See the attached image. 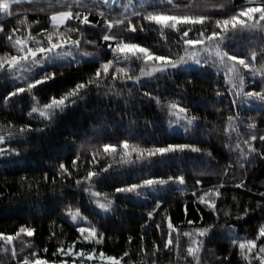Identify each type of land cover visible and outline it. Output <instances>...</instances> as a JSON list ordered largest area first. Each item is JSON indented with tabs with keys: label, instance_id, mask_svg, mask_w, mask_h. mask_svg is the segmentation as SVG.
<instances>
[{
	"label": "snow or ice",
	"instance_id": "obj_1",
	"mask_svg": "<svg viewBox=\"0 0 264 264\" xmlns=\"http://www.w3.org/2000/svg\"><path fill=\"white\" fill-rule=\"evenodd\" d=\"M22 3H39V0H0V14L9 18L21 17L17 20L16 26L7 31L5 23L0 22V35L6 37L4 41H0V44L6 43L12 50L0 54V79L10 76L14 82H20V86H15L13 83L12 90L8 91L2 99L5 104L19 105L26 96L31 102L27 116L35 120L36 124L44 126L34 127L31 122L16 125L12 121L0 125V158L6 155L19 157L21 149L14 147L13 144L24 143V151H27V141L33 133L47 131L58 117L76 107L77 103L84 100L94 88L98 94L113 93L120 96L121 92L115 88L117 83L126 85L131 82L134 86L143 87L146 80L159 79L160 74L177 75L180 72L186 73V81L191 83L192 76L203 72L206 67L215 68L217 74L220 73V69H223L227 85L226 92L231 98V104L237 109L234 115L227 117L224 128V132L229 137L233 133L236 134L234 148L232 145L225 146L232 148L238 161H251L255 156L264 157V152L258 150L254 144L257 140L264 143V134L259 136L256 134V131H259L256 123L253 121L247 124L248 129L255 130L247 139H241L239 131L244 120L239 111L242 106L252 107L255 103L259 105L261 111H264V84L259 90L255 87L245 90L244 71L247 70L250 74L251 79L248 83L254 84L257 76L264 81V0H244L240 5L234 4L233 0H226V3H216L214 0H187V2L185 0H140L139 4L136 0H127V2L125 0H47L46 8L21 10L19 6ZM14 8L17 9L15 12ZM217 9L222 12L219 17L213 15ZM229 9H233L230 14H228ZM29 12H49L47 26L38 20L28 23ZM92 15L101 19L94 20L90 18ZM209 24L212 25L210 31ZM37 27L39 32L34 31ZM146 27L157 30L162 37L166 30H173L180 38L176 46L183 47V54L175 56L171 53L158 54V51L145 46L142 42H137L135 34L144 32ZM90 29L99 35V42L85 39ZM248 34H259L262 38L261 42L246 48L243 53H234L230 46L231 42ZM85 44L93 46L96 50L87 51L83 47ZM108 53L111 55L105 58ZM258 58L261 59L259 66H257ZM83 62L97 63L98 66L87 77L77 78L73 86L66 91L59 95L53 94L47 98L46 102L40 103V97L36 93L45 86L53 84L58 76L64 75L63 72L55 71L57 67L78 66ZM108 81L112 83L108 84ZM102 88L105 89L103 93L100 92ZM129 94H131L130 90ZM224 94L217 92V96ZM142 95L167 112L170 126L175 125L176 128H181L191 138V130L197 126L199 117L190 115L189 109L183 107L177 100L164 103L161 97L154 96L152 91L143 92ZM125 131L130 133V137L134 135L130 129ZM173 132L169 133L170 137ZM130 137L120 139L116 143L99 145L88 162L89 170L86 175L75 178L76 188L87 192L89 201L104 213L115 210L116 194L126 199L148 200L150 196H158L173 186H177L183 192L184 189L181 186L185 185L184 175H168L165 178L152 175L151 169L187 152L201 151L195 143L162 144L158 139L151 143H144L143 140L133 141ZM81 147L84 145L82 144ZM97 152L110 161L98 171L94 170L99 164ZM80 159L78 151L71 161V168L77 175L80 169L77 161ZM9 163L19 165L20 161L13 159ZM230 167H232L231 162L223 169V172L227 174ZM240 167L243 168V165L241 164ZM114 169H148V172L140 171L137 177L138 182L120 183L113 189L112 198H109V194L95 191V189L100 181ZM56 171L57 175L65 179L73 177V171L63 160L60 161ZM43 179L45 181L49 179L46 172ZM52 179L54 182L55 177ZM200 183L199 180L196 181L197 185ZM236 186L244 187L243 181ZM223 187L222 182L206 191L202 190L201 195H197L195 188L192 192L195 197L193 203L203 205L215 214L216 223L200 226L188 220L190 230L181 232L180 228L173 223V218L165 215L166 237L161 224L155 225L161 232L163 249L176 257L177 264H181V261L183 264H201V253L205 249L206 240L211 238L218 226L232 234L234 238L231 239V244L238 246L239 255L244 264H264V242L258 243L264 240V222L259 225L254 238L239 237L234 225L219 224L220 211L217 201L223 196L221 191ZM53 193L55 194V189ZM64 198L65 192L62 191L60 200L57 202H63ZM235 199L234 196L233 200ZM154 203L155 207L146 214L148 220H152L158 214L163 201L155 199ZM257 209H264V202H257ZM184 211L187 215L189 211L187 204L184 206ZM196 211L200 213L199 207ZM250 211L255 210L246 207L243 215H248ZM229 214L228 211L223 212L224 216ZM65 215L79 225L76 230L80 235L67 248L63 246L57 248L52 253L56 259L50 260L38 255V250L32 251L35 246L25 237H33L36 229L25 224H20L12 233L0 231V252L10 256L13 264H77L75 258H80V264H84L85 257L91 262L99 260L101 264L105 261L106 264H122L124 258L129 257L130 253L127 251L123 256L117 257L106 255L102 249L97 253L96 248L88 252L83 248L74 250L79 240L102 244L104 233L99 231L96 224L87 216L82 215L79 208L73 211L69 206ZM200 216L203 220L202 213ZM145 223L147 225L148 221ZM52 235L55 236V233ZM182 237L186 238V244H182ZM140 239L142 243L137 255L147 256L143 234ZM17 241L20 244L19 250ZM128 241L131 243L133 237L129 236ZM26 249L30 250V255H23V258L19 259ZM43 251L47 253L48 249L45 248ZM160 252V244L153 241L149 256L152 264H156L154 258ZM224 259L227 260L228 257ZM0 264H8V261L0 259ZM129 264L134 262L129 260Z\"/></svg>",
	"mask_w": 264,
	"mask_h": 264
},
{
	"label": "trees",
	"instance_id": "obj_2",
	"mask_svg": "<svg viewBox=\"0 0 264 264\" xmlns=\"http://www.w3.org/2000/svg\"><path fill=\"white\" fill-rule=\"evenodd\" d=\"M214 2L226 3V0H214ZM243 2L244 0H233L236 5ZM46 6L47 0H39V3H22L19 8L23 10L46 8ZM13 10L15 12L17 9ZM231 11L233 9H229L228 14ZM221 14L219 9L213 12L215 17ZM48 15H50L49 12H29L27 20L28 23L38 20L47 26ZM20 18L19 16L9 18L0 14V22L5 23L6 31L15 27ZM90 18L101 19L96 15ZM211 28L212 25L209 24L208 30L210 31ZM34 31L39 32V28H35ZM5 38L4 35H0V41H4ZM85 39L100 41L99 35L91 29ZM179 39V36L170 29L166 30L163 37L157 30L147 27L144 32L135 34L137 42L151 47L158 51V54L171 53L173 56L183 54V47L176 46ZM261 39L259 34H248L231 42L230 46L234 53H243L246 48L258 45ZM83 47L87 51L96 50L87 44ZM5 51L12 50L6 43L0 44V54ZM110 55L108 53L105 58ZM260 63L261 59L258 58L257 66ZM97 66V63L83 62L78 66L57 67L55 71L63 72L64 75L58 76L53 84L45 86L36 93L40 97V103L46 102L47 98L53 94L59 95L66 91L73 86L77 78L87 77L94 72ZM138 70L137 68V73ZM244 71L245 90L251 87L259 90L264 81L257 76L255 83L250 84L248 83L251 79L250 74L247 70ZM186 75L184 72L177 75L160 74L159 79L146 80L143 87L134 86L131 82L126 85L117 83L115 88L121 92L120 96L113 93L98 94L94 88L84 100L77 103L76 107L58 117L47 131L33 133L27 141V151H24V143L13 144L14 147L21 149V155L19 157L6 155L0 158V231L12 233L20 224L31 226L36 231L33 237H25V239L34 244L32 251L38 250V255L50 260L56 259L52 253L61 246L67 248L80 235L76 230L77 227L65 215L70 206L73 211L79 208L81 214L87 216L96 224L99 231L104 233L102 244L97 245L79 240L74 250L83 248L88 252L96 248L97 253L102 249L106 255L117 257L123 256L127 251L130 255L124 258L122 264H129V260L134 264H152L149 256L152 252V242L156 241L161 247L160 254L154 258L156 264H177L176 257L163 249L161 232L156 229L155 225L161 224L166 237L165 215L173 218V223L180 228L181 232L190 230L188 220L200 226L216 223L215 214L203 205L193 203L195 197L192 192L195 188L197 195H201L202 190L206 191L223 182L224 187L221 188L223 196L217 201L220 211L219 224L234 225L239 237L254 238L259 225L264 222V209H257V202H264V157L255 156L251 161H238L232 148L225 146L232 145L234 148L236 134L233 133L229 137L224 132V128L227 124V117L234 115L237 109L231 104V98L226 92L227 85L223 72L220 70L217 74L215 68L206 67L203 72L192 76L191 83L186 81ZM13 83L15 86H20V82H14L10 76L0 79V125L12 121L16 125L31 122L34 127H43L44 125L36 124L35 120L27 116L31 102L26 96L19 105L5 104L2 97L12 90ZM104 91L103 88L100 90L101 93ZM146 91H152L154 96H160L164 103L177 100L183 107L189 109L190 115L194 114L200 118L197 126L191 130V138L181 128H176L175 125L170 126L167 112L161 110L154 101L143 97L142 93ZM218 91L225 94L217 96ZM239 111L244 118L239 129L241 139H247L255 131L247 128V124L253 121L259 129L256 131L257 136L264 134V111H261L259 106L244 105ZM125 129H130L134 135L130 137V133ZM173 129H175L174 132ZM170 132H173L171 137ZM129 137L133 141L143 140L144 143H151L157 139L162 144L195 143L201 151L187 152L153 166L151 169L152 175L165 178L168 175H184L185 185L181 186L184 189L183 192L177 186H173L158 196H150L148 200L144 198L126 199L116 194L115 210L104 213L89 201L87 192L76 188L75 178L86 175L89 170L88 162L99 145L116 143L120 139ZM82 144L84 147H81ZM254 144L258 150L264 152V143L257 140ZM78 151L81 159L77 161L80 166L77 175L76 171L71 168V161ZM96 154L99 164L94 170L98 171L110 161L101 156L99 152ZM13 159H18L19 165L10 164L9 161ZM61 160L73 171V177L65 179L57 175L56 170ZM230 162L232 167L225 174L223 169L228 167ZM241 164L243 168L240 167ZM140 171L148 172V169H114L100 181L95 191L107 193L109 198H112L113 189L120 183L138 182L137 177ZM45 172L49 177L47 181L43 179ZM24 177L27 179H22ZM53 177H55L54 182ZM197 180L201 182L199 185L196 184ZM241 181L244 187H237L236 185ZM53 189H55V194ZM62 191L65 192V198L63 202L58 203ZM234 196L235 200H233ZM155 199H160L163 203L158 209V214L152 220H148L146 214L155 207ZM185 204L189 210L187 215L184 211ZM198 207L200 213L203 214V220H201L200 213L196 211ZM246 207L255 211H250L244 216ZM224 211L230 214L224 216ZM146 221H148L147 225ZM53 233L55 236L52 235ZM141 234L144 236L143 244L148 253L147 256L137 255L142 243ZM129 236L133 237L131 243L128 241ZM232 238L234 237L231 233L218 226L211 238L206 240L205 249L201 253V264H244L239 255L238 246L231 244ZM181 240L182 244H186V238L182 237ZM261 242L264 240L258 241V243ZM19 247L20 244L17 241L18 250ZM45 248L48 249L47 253L43 251ZM23 255H30V250L26 249L19 259H22ZM224 257L228 259L225 260ZM0 259L13 264L10 256L2 252H0ZM75 259L77 264H80V258ZM84 264L97 263L88 261L85 257ZM181 264H183L182 261Z\"/></svg>",
	"mask_w": 264,
	"mask_h": 264
},
{
	"label": "rangeland",
	"instance_id": "obj_3",
	"mask_svg": "<svg viewBox=\"0 0 264 264\" xmlns=\"http://www.w3.org/2000/svg\"><path fill=\"white\" fill-rule=\"evenodd\" d=\"M136 3L137 4H139L140 3V0H136ZM222 72H223V69H220ZM245 77H246V75H245ZM246 80V79H245ZM248 106V105H247ZM253 106H259L258 104H253ZM69 219H70V217H69ZM70 221H71V219H70ZM72 222V221H71ZM76 227H79V225L78 224H75V222H72ZM85 226H87V224H85ZM96 263L97 264H101V262L99 261V260H96ZM104 264H106V261L104 262Z\"/></svg>",
	"mask_w": 264,
	"mask_h": 264
}]
</instances>
